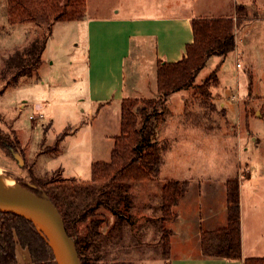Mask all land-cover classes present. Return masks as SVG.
<instances>
[{"label":"rangeland","instance_id":"374dc122","mask_svg":"<svg viewBox=\"0 0 264 264\" xmlns=\"http://www.w3.org/2000/svg\"><path fill=\"white\" fill-rule=\"evenodd\" d=\"M7 1L0 0V168L40 193L61 182L89 181L93 164L112 158L121 116L89 112L83 33L74 35L67 21L52 23L42 14L12 23ZM234 1L248 5L252 15L264 7V0H257L262 7ZM89 4L96 9L99 1ZM237 30L238 53L211 55L197 73L195 91L184 88L166 102L159 94L137 99V114L145 100L159 103L160 173L126 181L110 195L76 196L86 205L81 233H88L92 219L100 221L98 237L83 246L86 264H164L163 227L172 223L162 220L167 181L208 174L241 179L250 169H264V16H249ZM34 39L45 40L41 61L26 71L7 69L8 57ZM218 65L220 82L213 86ZM208 87L212 96L205 94ZM8 146L21 153L22 166Z\"/></svg>","mask_w":264,"mask_h":264},{"label":"crops","instance_id":"0c3cea01","mask_svg":"<svg viewBox=\"0 0 264 264\" xmlns=\"http://www.w3.org/2000/svg\"><path fill=\"white\" fill-rule=\"evenodd\" d=\"M98 1L95 9L86 0L82 19L60 22L67 21V31L85 37L87 73L83 79L88 99L84 101L89 104L91 116L105 115L106 119L112 113L121 116L126 97L145 98L159 93L158 61H178L186 55L187 44L194 38L193 18L232 16L239 4L234 0ZM254 3L262 7L257 0ZM238 45L236 32V53ZM182 91L173 92L166 101ZM222 106L225 110V103ZM233 177L240 180L242 258L205 255L202 231L228 224L227 180ZM174 180L189 181V186L174 207L177 217L169 227L171 264H244L246 257L264 256V169H250L241 179L208 174ZM222 242L219 236L210 239L213 247ZM17 257L18 264L32 261L29 250L20 244Z\"/></svg>","mask_w":264,"mask_h":264},{"label":"trees","instance_id":"16d2710c","mask_svg":"<svg viewBox=\"0 0 264 264\" xmlns=\"http://www.w3.org/2000/svg\"><path fill=\"white\" fill-rule=\"evenodd\" d=\"M9 21L12 23L34 20L36 15L51 17L52 23L62 20L82 19L86 13V0H8ZM251 14L246 4H237L235 14L226 17H195L192 20L193 41L187 44L186 55L178 61L159 60L157 80L159 95L163 101L173 92L194 85L197 73L207 59L213 55H226L236 48V31L249 16H264V8ZM45 40L34 39L23 51H17L6 60L9 70L26 71L32 63L41 61ZM219 65L212 72L215 84H219ZM208 90V91H207ZM205 94L211 95L209 87ZM138 97H126L121 105L120 133L114 137L115 144L110 161L93 164L92 179L86 182H61L45 187V192L58 207L68 233L75 239L83 264V246L100 234V221L92 219L89 231L83 235L78 224L86 221V205L77 201L78 194L87 197L97 192L106 195L120 189L122 183L133 180L154 179L160 173L162 146L155 140L156 108L159 105L150 98L145 100L137 114L133 108ZM147 99V98H145ZM264 111V110H263ZM103 181L102 186L98 183ZM38 186L42 184L36 182ZM189 186V181L169 180L162 188V220L176 219L174 207L179 203ZM38 191V190H36ZM39 192V191H38ZM228 224L226 227L202 231V251L205 255L242 258L240 180H227ZM172 230L163 227V248L166 260L171 264L170 245ZM219 236L223 242L213 247L210 239ZM27 248L31 255L30 264H58L48 241L29 222L16 215L0 213V264H18L17 245ZM244 264H264V256H249Z\"/></svg>","mask_w":264,"mask_h":264},{"label":"water","instance_id":"95a60500","mask_svg":"<svg viewBox=\"0 0 264 264\" xmlns=\"http://www.w3.org/2000/svg\"><path fill=\"white\" fill-rule=\"evenodd\" d=\"M19 166L25 162L20 152L8 146ZM4 177L13 178L15 187H8ZM10 196L13 198H7ZM0 213L18 216L33 225L48 241L58 264H83L75 239L68 233L64 219L46 192H38L21 184L0 168Z\"/></svg>","mask_w":264,"mask_h":264},{"label":"bare ground","instance_id":"6f19581e","mask_svg":"<svg viewBox=\"0 0 264 264\" xmlns=\"http://www.w3.org/2000/svg\"><path fill=\"white\" fill-rule=\"evenodd\" d=\"M4 182L8 187H11V188L15 187V185L13 184V181L10 178L4 177ZM6 197L7 198H13L10 196H6Z\"/></svg>","mask_w":264,"mask_h":264}]
</instances>
